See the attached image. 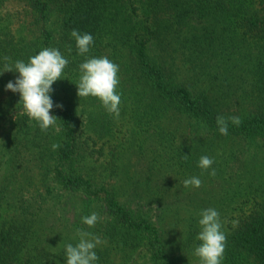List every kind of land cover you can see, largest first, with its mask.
<instances>
[{
  "label": "trees",
  "instance_id": "1",
  "mask_svg": "<svg viewBox=\"0 0 264 264\" xmlns=\"http://www.w3.org/2000/svg\"><path fill=\"white\" fill-rule=\"evenodd\" d=\"M52 1L11 0L25 36L0 37V73L5 56L14 66L57 48L81 56L77 87L79 65L106 56L119 66L120 116L96 97H64L59 80L50 94L58 119L46 132L20 93L0 99V264H66L77 229L104 242L95 264H187L164 220L182 221L184 247L195 248L210 207L227 237L222 264H264V153L254 150L264 146V0H68L57 34ZM73 29L94 37L84 56ZM218 115L241 123L222 135ZM118 131L122 151L111 144ZM204 155L214 159L207 171ZM193 176L202 186L184 187ZM93 212L96 225L83 224Z\"/></svg>",
  "mask_w": 264,
  "mask_h": 264
},
{
  "label": "clouds",
  "instance_id": "2",
  "mask_svg": "<svg viewBox=\"0 0 264 264\" xmlns=\"http://www.w3.org/2000/svg\"><path fill=\"white\" fill-rule=\"evenodd\" d=\"M71 36L76 41L78 54L84 56L90 52L94 45V37L90 33H81L73 29ZM10 57L5 56L4 72L17 71L20 75L15 82L9 81L6 88L14 93H20V102L23 103L25 113L33 120L37 121L42 131H47L50 126H56L57 117L50 114L54 107L51 93L52 85L60 80L64 69L69 60L63 56L57 48L45 47L38 54L29 58L26 63L23 60H17L14 66ZM80 77L78 83L79 98L89 96L98 98L106 111L119 118L122 94L117 91L120 84L119 66L108 57H90L79 65ZM63 107V105H56ZM229 122L239 126L241 119L238 116L218 115L216 123L220 134H228ZM60 147L59 144H53V150ZM187 158V155H185ZM214 163V159L207 155L201 156L198 167L207 171ZM216 175L213 168L209 173ZM184 187L199 188L202 186V180L193 176L183 181ZM198 221L200 232L196 240L200 243L194 248V255L200 259V264H222L224 252L226 249V234L222 230L223 224L220 213L215 208L203 209L200 212ZM100 219L99 214L93 212L91 215L82 217V223L94 227ZM80 236L79 242L75 245L68 243L65 246L66 264H95L99 259L95 248L104 243L100 237L93 236L91 233L82 229H77Z\"/></svg>",
  "mask_w": 264,
  "mask_h": 264
},
{
  "label": "rangeland",
  "instance_id": "3",
  "mask_svg": "<svg viewBox=\"0 0 264 264\" xmlns=\"http://www.w3.org/2000/svg\"><path fill=\"white\" fill-rule=\"evenodd\" d=\"M68 2V0H53L52 4L55 5V9L52 10L51 14V19L49 20L52 26L55 29L56 34L59 32L60 29V17L62 13L57 9V7L63 5L64 3ZM11 0H4V2L0 5V37L3 38L5 33H8L10 35H15L16 39L19 40L22 35H24V30L21 25L22 23V16H20V8H14ZM21 17V18H20ZM20 18V19H19ZM25 36V35H24ZM21 40V39H20ZM60 52L63 54V51L59 49ZM64 56V54H63ZM66 58V56H64ZM70 59L69 63H71L70 66H67L62 74L61 79L59 80L61 82L62 86V94L64 97L67 95H78V93L73 92L77 87L75 86V81L78 76L77 68L75 67V61H78L81 56H77V52H71L69 55ZM68 59V58H67ZM5 75V84L3 85L0 89V99L2 98H8L14 92L11 90H7L6 86L9 81L15 82V80L19 77V73L17 71H9L7 73H3ZM87 99V98H86ZM78 107L80 110H86V108L90 107V103L88 104L87 100L81 101L79 100ZM83 114V113H82ZM2 124V123H1ZM1 129V125H0ZM120 131L116 132L114 137L112 136V142L108 143L114 144L117 143L116 145L119 146V149H121V138L124 140V134L120 135ZM90 135V132L88 131L87 133L84 132L83 137H86ZM107 138H104L103 140L99 141V144H96L97 147L101 145L103 141H105ZM123 143V142H122ZM258 145H255V152L258 151L259 154L264 153V146H262V143H257ZM261 146V147H260ZM263 147V148H262ZM108 150V148H106ZM106 150V151H107ZM123 149H121L122 151ZM260 150V151H259ZM6 156V154H4ZM251 155L252 153L249 152L247 153V159L251 160ZM5 156L0 158V162L3 165V168L1 169V172L4 174L7 171V165L6 162H4ZM99 163V162H98ZM122 165V162H120ZM123 166V165H122ZM165 225L168 228L167 230V240L168 243L170 244V247L173 249V253L176 256H179L182 258L183 261H185L187 264H200V259L194 255V248L188 246V248L184 247V234L180 230L182 221L179 223L180 225H174L175 221L171 216H166L165 220Z\"/></svg>",
  "mask_w": 264,
  "mask_h": 264
}]
</instances>
